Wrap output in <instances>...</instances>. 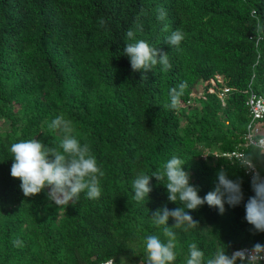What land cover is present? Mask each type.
Listing matches in <instances>:
<instances>
[{
    "label": "trees",
    "instance_id": "trees-1",
    "mask_svg": "<svg viewBox=\"0 0 264 264\" xmlns=\"http://www.w3.org/2000/svg\"><path fill=\"white\" fill-rule=\"evenodd\" d=\"M161 8L166 17L158 20ZM177 29L184 39L169 47L166 38ZM138 40L168 53L171 68L132 72L123 48ZM216 76L218 89L230 90L224 106L204 86ZM181 84L177 107H166ZM198 85L202 97H190ZM249 89L264 99V0H0V264L142 259L147 235L164 239L152 212L180 205L168 202L154 177L148 201L137 202L132 181L161 170L173 155L187 160L201 197L220 168L243 192L241 204H225L222 215L204 205L190 213L194 227L173 229L174 264H186L193 242L205 262L221 250L261 243L264 233L252 234L244 219L254 193L243 167L212 155L239 149L255 158L243 138ZM58 115L104 173L98 199L82 192L74 203L55 204L48 189L25 198L10 176L13 143L38 138L59 150L64 134L48 127ZM257 167L264 172V162Z\"/></svg>",
    "mask_w": 264,
    "mask_h": 264
},
{
    "label": "clouds",
    "instance_id": "clouds-1",
    "mask_svg": "<svg viewBox=\"0 0 264 264\" xmlns=\"http://www.w3.org/2000/svg\"><path fill=\"white\" fill-rule=\"evenodd\" d=\"M165 17L166 12L161 8L157 19L163 20ZM134 35L131 29L126 33L129 39H133ZM183 39L184 34L177 29L166 38L165 43L169 47L179 48ZM123 53V56L128 58L132 72L147 73L157 64L164 70L171 68L168 53L152 47L144 40L126 44ZM185 86L181 84L179 91L170 90V103L166 107H177ZM48 127L64 134L59 142V150L38 138L21 140L10 146L12 156L10 176L20 181L19 189L23 196L35 197L48 189V196L55 197L53 199L55 204L74 203L82 192L89 199H98L101 195L100 178L104 173L91 154L89 146L82 145L71 135V122L62 115L56 116ZM252 143L256 147L255 158L241 156L238 163L254 172L251 185L254 195L244 202V219L251 226L250 232L256 234L264 233V179L255 171L257 164L264 162V135H258ZM186 162L187 160L173 155L163 163L161 170L153 171L151 174L141 172L132 181L131 187L137 202L148 201L153 190L151 181L154 177L157 183L166 189L168 202L180 205L171 210L165 205L152 212V221L158 228L162 227L164 239L162 240L159 235H147L144 238L141 264H174L177 253L176 233L173 229H179L184 225L194 227L197 222L193 220L191 212L207 205L217 209L218 214L222 215L226 210L225 204L234 208L243 201L240 182L230 179L224 168L217 170L213 189L201 197L199 187L191 183V173L184 169ZM169 218L174 221L171 227L167 225ZM262 262L264 244L259 242L251 249H238L231 254L221 250L206 262L204 253L193 242L188 246L186 259V264H262ZM109 264H114V261L110 260Z\"/></svg>",
    "mask_w": 264,
    "mask_h": 264
},
{
    "label": "built area",
    "instance_id": "built-area-1",
    "mask_svg": "<svg viewBox=\"0 0 264 264\" xmlns=\"http://www.w3.org/2000/svg\"><path fill=\"white\" fill-rule=\"evenodd\" d=\"M222 83V80L219 76L214 77L213 79H211L209 82L204 83V86H209V88L207 89V93L209 94H213L216 93L218 98L221 101V104L224 105V100L227 97V95L230 93V90L227 88H222L221 90L218 89V84ZM244 93L247 94V98H246V107L249 111V117H250V122L246 128V134L243 136V138L245 139V144L244 146H252L254 148L255 145L252 143L253 140L257 139L258 137L257 132L260 131V129L262 127H264L263 121H264V99L259 96L258 94H256L253 90L249 89L247 91H245ZM200 98L202 97L201 94L199 93ZM224 99V100H223ZM212 155L216 158L218 157H222V158H226L228 160H234L236 162L239 161V158L241 156L246 157L245 153L243 151H240L239 149L233 150L231 152H222V153H212ZM244 169V174L247 177L249 183L252 185V179H253V175L254 172L251 169H247L245 167H243ZM256 172L259 173V176L261 177V179H264V172H261L260 169L256 166ZM261 244H264V237L261 241ZM238 249H251L250 247H243V248H237L234 250H238ZM232 250L230 252V254L234 251ZM113 260L112 258L105 260L104 262H102L101 264H109V261ZM115 264V261H114ZM262 264H264V262H262Z\"/></svg>",
    "mask_w": 264,
    "mask_h": 264
},
{
    "label": "rangeland",
    "instance_id": "rangeland-1",
    "mask_svg": "<svg viewBox=\"0 0 264 264\" xmlns=\"http://www.w3.org/2000/svg\"><path fill=\"white\" fill-rule=\"evenodd\" d=\"M201 85L196 86V88L191 93L190 97L200 98L199 93L202 91ZM224 100V99H223ZM224 102V101H223ZM6 125L2 127V130H6ZM120 264H141V259L137 256L134 257H124L120 258Z\"/></svg>",
    "mask_w": 264,
    "mask_h": 264
}]
</instances>
